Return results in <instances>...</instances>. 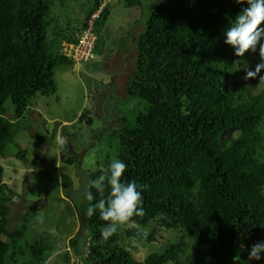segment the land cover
<instances>
[{
  "label": "trees",
  "instance_id": "16d2710c",
  "mask_svg": "<svg viewBox=\"0 0 264 264\" xmlns=\"http://www.w3.org/2000/svg\"><path fill=\"white\" fill-rule=\"evenodd\" d=\"M108 1L92 0L78 28L87 27L103 6L94 21L96 54L111 14ZM143 1L124 4L141 7ZM57 2L66 0H0V157L8 156L16 121L31 98L55 91L56 67L74 62L48 43ZM246 7L235 0H158L144 33L134 36L135 69L126 90L145 106L134 121L123 119L115 133L118 159L127 165L122 182L145 186L140 189L145 215L134 216L133 226H120L107 240L101 236L107 222L99 210L86 216L83 239L76 234L69 240L82 255L81 264H246L251 246L262 240L264 83L243 78L260 61L259 51L237 57L225 43L226 30ZM77 33L63 38L74 43ZM8 101L13 119L5 116ZM92 120L89 111L79 118L89 126ZM107 168L89 174L87 189ZM109 190L106 184L105 197ZM91 191L95 204L101 197ZM13 194L0 163V264H45L52 244L40 237L21 246L29 229L25 218L18 228H9ZM154 222L158 225L146 233ZM162 227L180 229L181 239L143 260L119 245L126 236L154 242ZM189 246L192 253L186 251ZM85 247L90 249L86 257Z\"/></svg>",
  "mask_w": 264,
  "mask_h": 264
},
{
  "label": "rangeland",
  "instance_id": "374dc122",
  "mask_svg": "<svg viewBox=\"0 0 264 264\" xmlns=\"http://www.w3.org/2000/svg\"><path fill=\"white\" fill-rule=\"evenodd\" d=\"M91 2L66 0L64 4L53 5L51 17L54 20L49 27L48 43L54 52H64L68 47L63 37L78 32ZM108 5L111 14L100 30L95 59L56 67L55 91L37 93L31 98L23 117L16 121L8 156L0 157L4 181L16 193L10 203L9 228L14 230L27 219L29 229L21 246L28 239L33 242L45 237L52 244L45 264H81L82 255L74 251L69 240L76 234L82 239L85 235L87 199L84 193L89 174L98 168H107L114 158L118 159L117 127H123V119L134 121V116L145 106L141 100L127 95V76L135 69V63H130L115 85L114 75L106 64V53L109 51L113 53L112 58L120 60L118 53L135 44V35L139 37L144 33L158 0H144L141 7L131 8L125 6L124 0H109ZM136 55L134 49V54L129 56ZM121 63L122 60L116 62L115 67L121 68ZM86 111L93 119L91 126L86 121L79 122ZM13 115V104L8 101L5 116L13 119ZM58 136L67 138L63 147L57 143ZM37 216H42L43 221ZM156 225L158 223L154 222L144 230L148 233ZM129 227L122 225L120 230ZM181 235L180 229L162 227L154 242L126 236L120 239L119 245L127 246L137 259L143 260L151 253L161 252L166 245L178 242ZM185 241L190 244V238ZM86 250L85 257L90 249ZM186 251L192 253L193 248L189 246ZM261 255L264 257V253ZM246 264H264V258L248 261L247 257Z\"/></svg>",
  "mask_w": 264,
  "mask_h": 264
},
{
  "label": "clouds",
  "instance_id": "9594fccd",
  "mask_svg": "<svg viewBox=\"0 0 264 264\" xmlns=\"http://www.w3.org/2000/svg\"><path fill=\"white\" fill-rule=\"evenodd\" d=\"M235 3H247L234 19L231 26L226 30L225 43L233 46L237 57H244L249 51L255 53L258 49L260 61L255 69H247L243 77L245 80L259 77L260 83H264V0H235ZM238 63V61L236 62ZM57 143L63 147L67 143L66 137L58 136ZM127 165L119 159H113L107 169H103L97 179L91 181L84 197L90 202L86 210V216L92 217L98 209L100 218L107 222V226L101 229V236L107 240L117 233L122 225L133 226L134 216L143 217L145 212L142 207L143 197L140 189L144 185H137L135 181L122 182ZM109 187L108 195L105 197V186ZM95 189L100 199L95 204V197L91 189ZM37 219L43 221L42 216ZM264 253V241L254 243L248 254V261H259Z\"/></svg>",
  "mask_w": 264,
  "mask_h": 264
},
{
  "label": "built area",
  "instance_id": "2783aa9c",
  "mask_svg": "<svg viewBox=\"0 0 264 264\" xmlns=\"http://www.w3.org/2000/svg\"><path fill=\"white\" fill-rule=\"evenodd\" d=\"M103 6L89 18L88 26L76 34V41L68 43V47L64 48V52L74 62L91 61L95 59L97 34L94 28V21L100 14Z\"/></svg>",
  "mask_w": 264,
  "mask_h": 264
},
{
  "label": "crops",
  "instance_id": "0c3cea01",
  "mask_svg": "<svg viewBox=\"0 0 264 264\" xmlns=\"http://www.w3.org/2000/svg\"><path fill=\"white\" fill-rule=\"evenodd\" d=\"M134 49L136 50L135 44H132V45H129L127 47V49H122V52L118 53L120 60H122L121 68L115 67L116 62L119 63L120 60L116 61V59L112 58L113 55H111V54H113V53H110L109 51H107V53H106V56H107L106 62L107 63L106 64L109 67L110 73L114 75L113 84L116 85L117 79L119 77H121L122 75H124V73H125L124 71L128 68V66H130V63H133V64L135 63V57L136 56L133 58H130V56H129L130 54H134ZM129 76L130 75L127 76V79Z\"/></svg>",
  "mask_w": 264,
  "mask_h": 264
}]
</instances>
